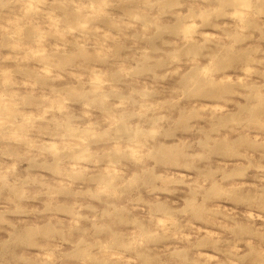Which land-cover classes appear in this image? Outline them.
Here are the masks:
<instances>
[{
  "label": "rangeland",
  "instance_id": "rangeland-1",
  "mask_svg": "<svg viewBox=\"0 0 264 264\" xmlns=\"http://www.w3.org/2000/svg\"><path fill=\"white\" fill-rule=\"evenodd\" d=\"M0 264H264V0H0Z\"/></svg>",
  "mask_w": 264,
  "mask_h": 264
}]
</instances>
